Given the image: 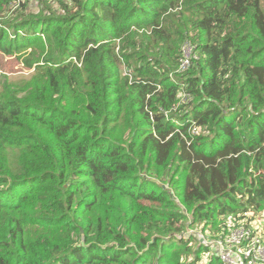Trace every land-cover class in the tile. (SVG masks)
I'll return each mask as SVG.
<instances>
[{"label":"trees","instance_id":"1","mask_svg":"<svg viewBox=\"0 0 264 264\" xmlns=\"http://www.w3.org/2000/svg\"><path fill=\"white\" fill-rule=\"evenodd\" d=\"M13 2L0 264H220L188 232L264 219L262 0Z\"/></svg>","mask_w":264,"mask_h":264},{"label":"built area","instance_id":"2","mask_svg":"<svg viewBox=\"0 0 264 264\" xmlns=\"http://www.w3.org/2000/svg\"><path fill=\"white\" fill-rule=\"evenodd\" d=\"M24 1L14 0L12 7L16 8ZM189 63L190 59L181 60L179 71H184ZM223 220L224 227L217 233L199 230L193 233L201 241L200 244L211 251V256L220 264H264V219L241 216L235 219L230 215ZM207 256L209 254L204 257Z\"/></svg>","mask_w":264,"mask_h":264},{"label":"rangeland","instance_id":"3","mask_svg":"<svg viewBox=\"0 0 264 264\" xmlns=\"http://www.w3.org/2000/svg\"><path fill=\"white\" fill-rule=\"evenodd\" d=\"M262 2L264 6V0H262ZM56 13L61 14L59 11ZM184 58L186 61L190 58H195L193 50L192 48H190L189 44H184V46L182 47V59L181 60H184ZM28 71L29 70L25 69L22 63V60L19 59L16 55L6 56L0 53V75L4 74V75H9L13 77V76H18V75H26ZM188 233L193 234L194 231L189 230ZM197 243H201V241L197 240ZM205 254H209V256L205 257V259H210V258L215 259L214 256H211V251L208 250L204 253V256Z\"/></svg>","mask_w":264,"mask_h":264}]
</instances>
